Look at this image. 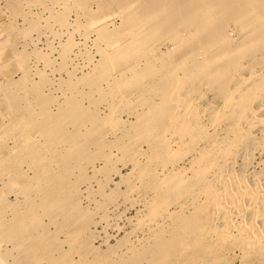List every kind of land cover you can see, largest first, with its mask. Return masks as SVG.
Wrapping results in <instances>:
<instances>
[{"label":"bare ground","instance_id":"6f19581e","mask_svg":"<svg viewBox=\"0 0 264 264\" xmlns=\"http://www.w3.org/2000/svg\"><path fill=\"white\" fill-rule=\"evenodd\" d=\"M35 2L0 76V264H264V0Z\"/></svg>","mask_w":264,"mask_h":264},{"label":"rangeland","instance_id":"374dc122","mask_svg":"<svg viewBox=\"0 0 264 264\" xmlns=\"http://www.w3.org/2000/svg\"><path fill=\"white\" fill-rule=\"evenodd\" d=\"M7 1V2H6ZM29 1H31V2H28L27 4H29V7L28 8H34V9H32V10H35L36 9V7H33V6H31V4L32 5H34L36 2H35V0H29ZM3 2H5V4L3 3ZM9 2V3H8ZM20 2V3H19ZM22 2V3H21ZM35 2V3H34ZM24 3L26 4V2H24V1H19V0H17V1H15V0H0V32H1V36H0V42L2 43H0V48H2V52L0 51V76H4V77H11V78H17L18 76H19V70H18V64H17V61H16V59L15 58H17L18 59V57H16V56H19V58L21 57V58H23V56H21L22 55V52H24V51H22L21 50V52L20 51H18L20 48L22 49L23 48V44H25V43H23V41L24 42H26L27 41V39H28V37L29 36H31V35H34L33 34V32L35 33L36 31L35 30H38V31H41L42 30V27L40 26H38V27H36V28H34V30H28V29H23V27L25 28V26H24V24H21V22H19V21H21V17L19 16L20 14V12H24L23 10H26L25 8H26V6H28L27 4L26 5H24ZM34 3V4H33ZM17 5V8H16V5ZM23 4V6H21ZM36 5V4H35ZM34 5V6H35ZM25 6V7H24ZM7 7V8H6ZM5 8L7 9V11L5 10ZM9 11V12H8ZM10 15V16H9ZM10 19V20H9ZM33 21V20H32ZM13 22V23H12ZM13 24V25H12ZM17 24V25H16ZM19 24H20V26H19ZM15 25V26H14ZM22 25H23V27H22ZM19 27V28H18ZM21 27H22V29H21ZM11 28H13L14 29V31H13V29L11 30V32H9V30L11 29ZM18 28V30H16ZM21 29V30H20ZM15 30L16 31H18L17 33L15 32ZM25 30H27L26 31V33H24L25 32ZM232 27L231 26H228L227 27V31H228V34H230L231 35V33H232ZM5 32V33H4ZM15 34H17V35H15ZM21 32V33H20ZM29 32H30V34H29ZM4 33V34H3ZM24 35H23V34ZM19 34V35H18ZM26 34V35H25ZM4 35V36H3ZM24 36V37H22V36ZM6 36H8V37H6ZM19 36V37H18ZM3 37H5V38H3ZM10 37V38H9ZM26 37V38H25ZM14 40H13V39ZM17 38V39H16ZM62 39H64L63 40V42H62V46L64 47V46H66V44L64 45V43H66V42H68V41H70V40H67V39H65V38H63L62 37ZM16 40V41H15ZM67 40V41H66ZM10 41H12V42H10ZM14 41H15V43H14ZM65 41V42H64ZM10 42V43H9ZM21 42V43H20ZM7 43H9V45L7 44ZM23 43V44H22ZM71 44V42H68L67 43V45L68 44ZM13 44H14V46H13ZM23 46H22V45ZM27 42H26V44H25V47H24V49H27L28 48V46H27ZM4 45V46H3ZM8 45V46H7ZM19 45H20V48H19ZM7 46V47H6ZM17 46V47H16ZM14 47V48H13ZM68 47H69V45H68ZM67 46H66V49H65V51L66 50H68V51H66V53H69V49L70 48H68ZM15 48L17 49V51L16 52H18L20 55H18V53H16L15 52ZM19 48V49H18ZM10 49L12 50V51H10ZM63 49V48H62ZM1 50V49H0ZM13 50H14V53H16V54H14V53H12L13 52ZM63 51H64V49H63ZM11 54H14L13 56L14 57H12V55ZM24 54V58H26L25 60H27L28 58H27V53H23ZM26 54V55H25ZM16 55V56H15ZM9 57H12V58H9ZM29 57V56H28ZM20 58V59H21ZM19 60V59H18ZM22 60V62H24V63H26L27 61H25L24 59H21ZM21 60H19V61H21ZM3 62V63H2ZM2 64V65H1ZM17 66H16V65ZM48 77V73L47 74H45V77ZM36 77H38V76H36ZM39 77H44V74H43V76H39ZM38 77V78H39ZM37 78V79H38ZM0 79H1V77H0ZM211 94H209V96H210ZM211 97V96H210ZM135 210L134 209H130V210H128L127 211V213H126V215L129 217H133L135 214L134 213H136V212H134ZM122 223V224H121ZM120 223V226H122V227H120V229L117 231V233H116V237L114 238V239H118V240H121L123 237L122 236H124L125 234H126V231L129 229V227H130V224H129V226H128V223H126V222H121ZM123 224H125V225H123ZM127 232H130L129 230L127 231ZM124 234V235H123ZM122 235V236H121ZM127 235H129L128 233H127ZM117 236H118V238H117ZM126 236V235H125ZM131 235H129V236H126V237H130ZM124 239V238H123ZM113 241V239H111L110 240V242H112ZM121 241H123V240H121ZM113 243V242H112ZM115 243V242H114Z\"/></svg>","mask_w":264,"mask_h":264}]
</instances>
